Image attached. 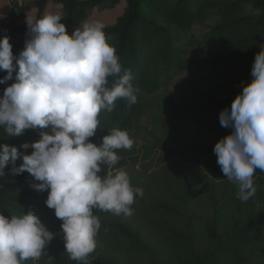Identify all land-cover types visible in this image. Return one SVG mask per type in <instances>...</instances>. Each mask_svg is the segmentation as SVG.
<instances>
[{
	"label": "trees",
	"instance_id": "16d2710c",
	"mask_svg": "<svg viewBox=\"0 0 264 264\" xmlns=\"http://www.w3.org/2000/svg\"><path fill=\"white\" fill-rule=\"evenodd\" d=\"M50 4L57 7L69 35L95 12L124 5L120 16L103 31L108 43L115 47L122 68L131 71V84L139 89L134 93L137 102L132 104L127 98H120L115 101L113 111L101 110L99 128L90 138L97 145L112 129L126 130L130 137L135 120L143 112L144 96L194 67L206 74L205 81L221 82L214 90H201L199 97L218 111L230 109L232 101L227 97V88L243 89L251 82L255 55L264 47V0H22L20 4L15 0L11 6L0 9V29L4 33L0 39L9 37L15 56L23 50L22 37L28 34V25L18 21L35 10V22L46 15ZM212 19L218 23L207 28L199 40L190 36L188 42H183V35L195 27H205ZM197 44L205 57L191 62L188 53ZM5 75L6 71L0 70V78ZM108 80L111 87L114 78ZM13 82L14 79L0 84V97ZM174 108L175 115L183 117L185 111ZM231 131L219 126L213 145L184 149L174 155L193 168L195 183L174 194L173 202L153 199L150 203L134 195L132 214L148 226L147 238L140 227L128 225L129 215L94 209L101 227L95 237L97 251L89 254L87 264H252L258 259L264 252V172L257 169L253 177L256 192L248 201H242L238 186L224 177L213 151L218 140ZM35 138L30 129L17 136L0 127V144L15 146L24 154H31L33 149L24 150L21 144H31ZM126 150H116L120 156L118 163L111 168L102 164L103 172L99 175L103 177L120 169L126 163ZM22 162V157L18 158L16 166ZM12 167L11 163L6 165L0 176V213L11 217L33 211L54 235L63 231L55 210L45 204L48 190L37 191L32 185L39 181L27 171L13 174ZM215 182L223 187L219 198L213 193ZM203 200L210 207L208 218L198 214ZM255 204L258 211L252 212ZM243 210L250 215L246 220L239 217ZM233 214L237 216L234 218ZM179 219L185 221L184 231L173 224ZM227 220L231 226L222 233ZM22 264L83 262L70 259L63 242L54 236L39 259L25 260Z\"/></svg>",
	"mask_w": 264,
	"mask_h": 264
},
{
	"label": "clouds",
	"instance_id": "9594fccd",
	"mask_svg": "<svg viewBox=\"0 0 264 264\" xmlns=\"http://www.w3.org/2000/svg\"><path fill=\"white\" fill-rule=\"evenodd\" d=\"M61 19L58 14L27 19L28 39L18 56L9 37L0 39V70L7 73L0 84L15 81L0 97V127L17 136L50 129L41 131L38 141L21 144L24 150L31 147V154L0 144V176L11 163L13 174L27 171L40 182L33 188L48 190L45 204L62 221L65 251L87 264L101 227L94 209L131 215L134 195H143L123 170L99 175L102 164L111 168L118 163L116 150L132 148L128 132L112 129L99 145L90 140L101 110L113 111L120 98L135 104L139 89L133 88L131 71L122 68L108 43L103 23L86 21L69 35ZM251 76L230 109L220 111V125L232 131L213 149L224 177L238 186L244 202L256 192L255 172H264V47L255 55ZM109 77L114 78L111 87ZM53 238L33 211L11 217L0 213V264L37 260Z\"/></svg>",
	"mask_w": 264,
	"mask_h": 264
},
{
	"label": "rangeland",
	"instance_id": "374dc122",
	"mask_svg": "<svg viewBox=\"0 0 264 264\" xmlns=\"http://www.w3.org/2000/svg\"><path fill=\"white\" fill-rule=\"evenodd\" d=\"M13 1L15 0H0V9L11 6ZM21 1L17 0L19 4ZM123 7L124 5L120 4L114 9L95 12L88 22L99 21L105 27L111 25L120 16ZM57 10L55 5L50 4L45 14H58ZM34 18L35 10H32L18 23L27 25L26 20L34 22ZM217 23L216 19H212L205 27H195L188 35L182 36L183 42H188L190 36L199 40L207 28ZM0 35H4L1 29ZM27 39L28 34L22 37L24 44ZM204 57L205 52L200 45L197 44L190 48L189 61L194 62ZM205 76L206 74L201 69L194 67L165 83L162 88L144 96L143 112L135 120L130 135L133 146L130 150H126L124 157L126 163L115 171H125L130 178L131 186L134 189L141 188L143 190L141 197L150 203L153 199L173 202L174 194H179L187 187L194 185L193 168L182 163L179 158L174 156L175 154L188 148L211 146L216 140L217 128L221 126L220 111L204 102L198 94L201 90L208 91L218 88L221 82H207ZM241 91L240 88H227L228 99L233 101ZM176 106L185 111L183 117L175 115L174 107ZM222 192V185L215 182L214 196L219 198ZM208 205L203 200L198 208V214L203 218H208L210 215ZM255 211H258L256 204L252 207V212ZM248 213L243 210L239 217L246 220L250 216ZM236 216L233 214L234 218ZM173 224L177 230L184 231L185 221L179 219L173 221ZM128 225L131 228L140 227L141 233L145 238L148 237L149 228L138 215H129ZM230 226L231 222L227 220L223 224L222 233L227 232ZM54 236L58 237L65 245L63 231L55 233ZM204 247L206 246L204 245ZM94 251H97V248ZM252 264H264V252Z\"/></svg>",
	"mask_w": 264,
	"mask_h": 264
},
{
	"label": "built area",
	"instance_id": "2783aa9c",
	"mask_svg": "<svg viewBox=\"0 0 264 264\" xmlns=\"http://www.w3.org/2000/svg\"><path fill=\"white\" fill-rule=\"evenodd\" d=\"M34 134H35V141H38L41 137H40V133L41 131H49L50 132V129H30Z\"/></svg>",
	"mask_w": 264,
	"mask_h": 264
}]
</instances>
